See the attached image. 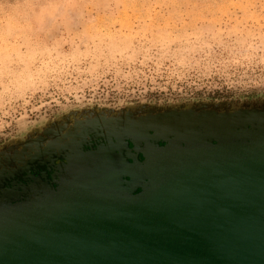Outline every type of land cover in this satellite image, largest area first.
<instances>
[{
    "label": "rangeland",
    "instance_id": "obj_1",
    "mask_svg": "<svg viewBox=\"0 0 264 264\" xmlns=\"http://www.w3.org/2000/svg\"><path fill=\"white\" fill-rule=\"evenodd\" d=\"M155 136L264 140V0H0V205Z\"/></svg>",
    "mask_w": 264,
    "mask_h": 264
},
{
    "label": "water",
    "instance_id": "obj_2",
    "mask_svg": "<svg viewBox=\"0 0 264 264\" xmlns=\"http://www.w3.org/2000/svg\"><path fill=\"white\" fill-rule=\"evenodd\" d=\"M156 138L1 204L0 264H264V140Z\"/></svg>",
    "mask_w": 264,
    "mask_h": 264
},
{
    "label": "flooded vegetation",
    "instance_id": "obj_3",
    "mask_svg": "<svg viewBox=\"0 0 264 264\" xmlns=\"http://www.w3.org/2000/svg\"><path fill=\"white\" fill-rule=\"evenodd\" d=\"M131 145V144H130ZM138 158L141 160L142 159V156L141 154H138Z\"/></svg>",
    "mask_w": 264,
    "mask_h": 264
},
{
    "label": "clouds",
    "instance_id": "obj_4",
    "mask_svg": "<svg viewBox=\"0 0 264 264\" xmlns=\"http://www.w3.org/2000/svg\"><path fill=\"white\" fill-rule=\"evenodd\" d=\"M5 7L7 8L8 6L6 5Z\"/></svg>",
    "mask_w": 264,
    "mask_h": 264
}]
</instances>
